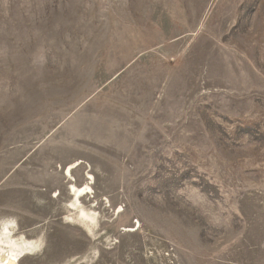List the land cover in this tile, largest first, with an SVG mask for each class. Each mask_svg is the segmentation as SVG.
<instances>
[{"label": "rangeland", "instance_id": "1", "mask_svg": "<svg viewBox=\"0 0 264 264\" xmlns=\"http://www.w3.org/2000/svg\"><path fill=\"white\" fill-rule=\"evenodd\" d=\"M2 221L21 264H264V0H0Z\"/></svg>", "mask_w": 264, "mask_h": 264}, {"label": "bare ground", "instance_id": "2", "mask_svg": "<svg viewBox=\"0 0 264 264\" xmlns=\"http://www.w3.org/2000/svg\"><path fill=\"white\" fill-rule=\"evenodd\" d=\"M81 164L76 163L72 165L66 175L72 177V172L77 169ZM86 184L77 188L72 186V191L78 198V202L84 198V196L93 192L91 185L94 177L87 173L85 176ZM80 223L92 236L95 235L97 229V216L96 214L86 211L81 208V216L79 217ZM133 229H128V232H133ZM45 243L42 240L33 241L27 239L25 235L18 234L16 225L13 222H3L0 225V264H21V262L28 256L41 252Z\"/></svg>", "mask_w": 264, "mask_h": 264}]
</instances>
